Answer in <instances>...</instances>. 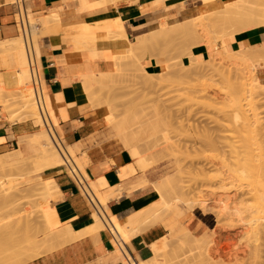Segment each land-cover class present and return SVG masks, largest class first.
Wrapping results in <instances>:
<instances>
[{
    "label": "bare ground",
    "instance_id": "obj_1",
    "mask_svg": "<svg viewBox=\"0 0 264 264\" xmlns=\"http://www.w3.org/2000/svg\"><path fill=\"white\" fill-rule=\"evenodd\" d=\"M122 1H124V0H94V1H81V2H82V4H84L87 7V9L89 11V9H92V10L95 9L96 10L97 8L98 9L99 8H105V7H108L109 5H112V6L116 5L117 6ZM124 3H126V2H124ZM213 3L217 4L218 6L213 5L212 0H201L200 7L198 9H199V12L202 14L203 18L206 20V23L204 25L205 30L207 31L209 29V28L206 29V27L212 26L213 28L210 27V29L219 30L217 32L218 35L220 32L219 36L215 35L216 39L213 40L214 42L211 39H208L207 41L203 40L201 34L197 33L194 30V28L192 27L193 26V24H192L193 19L190 18V19L185 20V21L177 22V23L170 25L168 27H161L157 30L150 32V33L135 37L134 43H127V49L128 50H125V55L126 56L131 55V57L133 56L134 57L133 59L135 61V57H138L142 51H143V53H145L144 50H147L151 53V51L149 50L150 48H158L157 46H159L160 43L166 42V41L170 42V39L173 38V40H174V38H176V35L180 34V33H182L184 35H188V37L192 40V42L195 46L202 45L206 48L207 54H208L207 57H209V58L205 60L206 63H204V61H202L203 62L202 66H201V67H203L202 70H200V68H199L198 70H200V71H197V69L195 71L194 70L193 71L195 73H197V72L203 73V71H204L203 69H205L204 68V66H205L208 71L212 70L210 72V73H212L211 78H213V76L216 74L217 77L219 76L220 79L223 80L225 85H222V84L221 85L225 86V88L227 89V90L225 89L226 91L225 90H223V91H225V93H226L225 95H226L229 102H227L228 110H225L226 107H224L225 108L224 110L226 112L224 111L225 113H223V111H222V114L224 116V120L222 118H221V120L224 121V123H227V124H225V125L223 124V125L228 127V129H229V127H233V128H230L231 129L230 131L234 132V133L231 132L232 135L236 134V136H237L239 133L242 135V136L241 135L237 136L238 138H240L239 140L235 135L234 136L231 135L229 137L230 139L228 138V140H232L235 137L237 138V140L235 138V140H234L235 142L233 140H232V142L231 141L229 142L228 140H227V142L225 141V143H228L227 144L228 146L227 145L225 146V143H224V147L226 148V149L225 148L224 149L226 150V152H229V153L232 152V154L234 155V156H232V154L230 155L229 153H228V155H226L225 152L223 153L225 155V161L227 159L230 160V156L232 159H234V162L232 161V164H230L231 162L228 160H227L228 162L227 161L223 162L224 158L220 159L221 164H223V165H221V164L220 165L223 167L224 166L227 167V169H225V167H224V173H225V170H227V174L225 173L226 178L224 177L226 179L225 181L229 180V182L231 184V185H229V182H228V184H226V185H229V188H228V186L225 185L226 187L224 186V189L226 191H227V189L230 190V187L234 186V184H236V183H237V185H236L237 187H239L238 185H240L239 188L242 187L241 189H243V186H241L242 182H244L249 188L251 187L248 190L249 193H250V191H251V193L253 192L252 194L250 193L251 195L249 193H248L249 195L247 193H246L247 194L246 195L245 194L246 189L244 188L245 189L244 194L246 195V197H245L246 200H245V198H244V200L246 201L245 202L246 204L251 203L250 205L253 206L252 202H249V201L250 200L254 201L253 199H255L256 206L253 207L255 209L252 208L253 210L250 212L253 213L252 215L255 214L253 216V218L257 215L256 218H258V219L261 218V221H262L261 223H263L264 222L263 221L264 220V116H262V112L264 113V109L262 111V108H264V83H262L260 81L262 78L259 77L260 80L258 78L257 68L264 66V0H217V2L213 0ZM213 6H215V7H213ZM124 16H122V17H124ZM21 24H22L23 36H17V37H14L12 39H7V40L5 39V40L0 42V67H2V66L5 67V66H9V65L12 67L11 71L7 70L8 72L0 73V106H2L4 109V112L2 111L1 115L4 114L5 116H9V114H10L9 112L12 113V109L10 110L8 108L10 106L11 107L15 106L14 108H16L17 112H19L17 119H19L20 121L25 122L28 120H33V122L36 125L45 124L47 127L45 126L46 130H44L40 133V137L34 136L33 143H31L32 146L34 147V152L29 154L28 156H24L22 154V152H20L18 150L15 151V153L13 155H10L9 153H4V154L0 155V170H4V169L11 170V169L20 168V166L22 167L24 165L25 159L27 160L30 158H34L35 159L34 161L38 165V168H40L44 171H46L48 169H52V168L62 167V166L63 167L67 166V167H69V170L75 171V169H77V166L73 162L72 157H71L72 156L71 154H73L74 152L71 149H67L66 147L64 148L60 144L58 137H56V135L54 134L55 131H52V127L50 126V123H49L48 118L46 116V111L44 109V105L42 104V100H41V95H40V90H39V82H38V78L36 75L37 71L35 70V74H34V72L32 70L33 57H32V47H31V43H30L31 39L36 34L38 29L43 28V29L47 30L48 34H55V33H59V32H75V33H80V34L90 33V34H95L98 37H104L105 36L106 38L108 37V39L109 38H111V39L112 38H117V39L121 38V40L123 42H126L125 41L126 40L125 39L126 38L125 30H124L123 25L121 23V20L119 18H116L114 20H106V21H103L100 23H95L92 25L91 24L77 23V24L69 26V24H63L62 23L61 14L58 11L57 12H50L44 16H38V17H32V18L26 17L24 15V13L21 12ZM213 30H211V31H213ZM249 30H258L262 34L261 35V41L258 44L253 45V46H247V47L241 46L239 49H235V50L227 49V45L225 43L226 38L233 37L236 34L243 33V32L249 31ZM215 32L216 31H214V33ZM217 33H215V34H217ZM217 39L220 42L218 44L216 43ZM66 40H67V37H66ZM209 40H211V41H209ZM173 43H174V41H173ZM212 44H214V45L212 46ZM147 56H148V54H147ZM119 57L121 58V56H119ZM210 57H211V59H210ZM127 58H129V57H127ZM118 60H119V58H118ZM119 64H121V63H119ZM240 67H242V68L245 67L247 69V72L245 71L246 69L243 70ZM239 69H242L243 72L245 71L246 73L241 74L242 71L241 70L239 71ZM207 70H205V71L207 72ZM181 71H182V69H181ZM231 71H233V73L235 71H237L238 73L235 72L233 74ZM178 72L180 73L179 69H178ZM188 72H189V70H188ZM195 73H193V74L190 73V75H194ZM208 73L209 72L205 73L206 76L204 74H201V73H199L200 75L199 74L198 75L199 76L204 75V76H202V78H203V77H207ZM210 73H209V75H210ZM197 74L194 76H197V79H198L199 76ZM243 74H245V75H243ZM107 75H109V74H103L102 76L105 77ZM99 77H96V80ZM156 77H158V76H156ZM199 78H201V77H199ZM211 81H214V80H211ZM102 82H103V80L100 78L98 83H102ZM180 82L181 81H179V83ZM95 83H96V81H95L93 75L92 76H84V80H83V84H84V88H85L84 92L86 90L88 92L90 90H93V88L95 87L94 86ZM149 83H151V85H152L153 81L151 80ZM221 83H222V81H221ZM152 86H154V85H152ZM9 88H10V91L8 90L9 92H7V89H9ZM191 88H192V90L196 89L195 87L194 88L191 87ZM200 89L201 88H199V90ZM217 91H219V90H217ZM142 92H144V91H142ZM193 92H197V90H195V91L193 90L190 93H193ZM204 93H206V92L204 91ZM204 93L201 92L200 94L203 95ZM217 93H219V92H217ZM220 94L222 95V93H220ZM145 95H143V93H142V96L145 97ZM212 96H214V95H212ZM212 96H211V98H213ZM192 97L196 98L195 95ZM192 97H190V99H192ZM200 97H204V95L200 96ZM138 98H141V97H138ZM207 99H209V97H207ZM204 100H206V98ZM209 100L207 102L206 101L205 102L208 103ZM215 100L216 99H214V101L213 100H210V101L213 103V102H215ZM192 101H193V99H192ZM194 101H195V99H194ZM199 101L200 100L195 101V102H199ZM201 102H202V99H201ZM199 104H200V102H199ZM201 104L203 105V102ZM225 104H226V102H225ZM93 105H95L96 107L98 106V104H96V103ZM206 106H207V104H206ZM208 106H209V104H208ZM212 106H214V105L212 104L209 107H212ZM181 107H183V106H181ZM215 108H217V107H215ZM166 109H168V108H166ZM104 110L106 112L105 119L108 121V123H112V121L114 122L115 118H118L117 117L118 114H115V112H117V110L114 112V109L112 106H110V103H108V102L105 103ZM165 110H163L164 114H165V112H168ZM259 110L262 112H259ZM191 112H193V111L191 110ZM148 114L149 113H146V112L141 113V116L139 118L136 117L135 115L130 116L129 121L132 122L131 125H129L128 122L126 121L128 119L122 118V119H120L121 120L120 123H117V127H116L117 131L120 130V133H122L121 138H123L122 141H123L124 146L126 147L128 152H130L136 158L135 164L143 172L147 169H150V167H152L151 165H153V164H151V162L150 163L148 162L149 159L147 158V156L143 155L144 152L142 154V152H141L142 150L139 147L141 144L144 145V146L141 145L143 147V149L145 148V150H147V151L153 150V147H151V146L153 145L152 142L155 140L154 144H155V142L157 144L155 146H161V147H159L160 148L159 150L162 152H163V150L170 148V145H171V143L169 144L168 139L166 137L163 138V141L157 142L156 139L151 141V139H149V138H147V136H145V134L148 131L147 126H152V120L150 118H147ZM167 114H165V115H167ZM177 115H175V116H177ZM10 116L7 119L10 120ZM167 116H169V114ZM175 119H177V118H175ZM210 119H211V117H210ZM227 125H231V126H227ZM48 126L50 128H48ZM145 127H146V129H145ZM198 127H199V125H198ZM201 130H203V129H201ZM235 130L238 131L237 132L238 134L235 133L236 132ZM205 131H207V130H205ZM225 131H224V133H225ZM228 135H230V134H228ZM40 138H41L42 142L40 144H38L39 143L38 140ZM236 141H238V142H236ZM150 143H152L151 146H150ZM230 143H232V144H230ZM219 144H221V143H219ZM180 147L181 146H179V149L182 148V147L181 148ZM227 147L230 148L231 152L227 151V149H229ZM171 148H173V147H171ZM174 148H177V147L175 146ZM239 149H241V150H239ZM74 151H75V149H74ZM165 151L167 152V150H165ZM184 151H185V149H184ZM166 152L164 154H166ZM167 154H169V153L167 152ZM161 156H164V155L161 154L159 156V158H161ZM227 156H228V158H226ZM155 159L157 160V157ZM156 160H154L153 163H155ZM160 161H162V160H160ZM156 162H158V160ZM198 169L201 170V168H198ZM163 182H165V181L163 180ZM163 182H161V183L163 184ZM143 183H146L145 179L141 180V182L139 183V186H140V184H143ZM153 183L158 184V182H156V181ZM159 183H160V181H159ZM162 184H159V185L162 186ZM165 184H167V183L165 182ZM153 186H155V185H153ZM167 186H168V184H167ZM167 186H165V187H167ZM179 186L180 187L175 186L174 189L171 188V190L168 189L169 191L166 195L162 194V189L163 188L165 189L164 184H163V188L156 186L157 190H155V192L156 191L158 192V194L156 193L157 194L156 196L157 197L161 196V197H159L160 201L157 204H154V202H152L151 204H149V206H147L144 209L142 208L141 210H139L137 212L133 211L134 213H131L130 215H128L123 224L119 223L116 220H110V219L106 218L105 214L103 213V211L101 209V206L105 202H107L111 198H114L118 194L116 191L119 189H117L115 191L116 193L112 192L109 194H103V196L100 197L99 199L96 198V200H95L96 211L93 212V214H92V224L81 232L75 233L72 230L71 226L68 224H67V226L59 227V222L57 221L58 225L49 226L48 224H46L45 227L41 231L39 230L41 236H38L39 231L32 232L28 225H26L25 227H22V229L24 228L23 230L21 229L22 231L19 229L21 227H18V225H17V229L19 230V232H17V230H15L16 228L11 229L9 237L6 239V242L0 245V264H24L26 262L32 261L33 259H35V258H37V257H39V256H41L47 252L49 253L53 250H56V249L60 248L62 245H66V243L73 241V240L79 238L80 236H83L84 234H91V233L94 234L103 228L108 229L111 232V234L113 235V238L118 237L119 239H121V241H122L121 243H125L131 237H133V236H135V235H137V234H139V233H141V232H143V231H145V230H147L153 226H156L157 223H159L163 220V218L165 217L164 213L168 212V210L172 209V207H174L176 201L177 202H178V200L180 201L179 196H181V194H183V193H181L179 190V189H181L182 186L181 185H179ZM236 186H234V187H236ZM171 187H173V186H171ZM176 187H178V189ZM234 187H232L231 189L233 190ZM244 187H246V186H244ZM248 187H246V188H248ZM176 189L178 190V192ZM235 190L237 191L239 189L236 188ZM3 191H5V189L0 188V194ZM119 191H121V190H119ZM236 191H234V192H236ZM239 192H240V190H239ZM239 192H237V194ZM178 193H180V195ZM224 193H225V191H224ZM244 194L239 193L238 197L242 198L243 196H245ZM119 195H120V193H119ZM235 195H236V193H235ZM235 195H234V197H235ZM241 195H243V196H241ZM252 195H253V198L250 197L251 199L250 198L248 199V197L252 196ZM231 196H232V194H231ZM227 197L231 199L233 196L230 197V195L228 194ZM227 197H225V200H224V221L228 220V223L230 221L231 224H233L230 227L236 226L237 223L234 224L236 221L233 223L232 220H237L236 219L237 217H238V220H240V221L243 220L245 222L246 217L244 218V216H242L244 214L243 208L246 207V211H247L248 209H250L249 208L250 205H248V209H247L246 204L242 205V203H244V200L242 199L243 202H239L240 200H238V197H237V199L234 198V200L235 199L238 200L237 202H235L236 200L234 201L231 199L232 201L230 200V203L229 202L226 203V200H228ZM190 200H192V199H190ZM247 200H249V201H247ZM244 205H246V206H244ZM187 206H188V204H187ZM194 207L200 208L201 211H204V212H206V210H207L206 205H200V204L196 203L194 200H192V202L189 203V209H191V211H192L194 209ZM166 209H168V210L166 211ZM174 210H175V207H174ZM204 212H202V213H204ZM246 213L249 214V211ZM162 214H163V216H162ZM179 214H177V216L180 217L181 214L180 215ZM240 215L244 219L241 218ZM247 216L249 217V215H247ZM250 218H252V217H250ZM262 218H263V220H262ZM246 221H247V219H246ZM248 221L246 223L251 222L250 219H248ZM255 221L256 220L254 218V222ZM258 221H260V220H258ZM241 222H239L238 224H240ZM244 222H242V223H244ZM225 224H224V226H225ZM256 224H257L256 227H254L256 229V232H254L255 235L253 238L255 241H258L260 243V245L262 244L264 246V223L262 225L260 224L261 226L258 225V222ZM249 226H251V225H249ZM252 227H253V225H252ZM257 227L259 228L258 230H257ZM225 228L227 229L228 227H225ZM253 229H249V232H252L251 230H253ZM186 231L187 232H185L184 234L190 233V231L188 229H186ZM123 233H124V236L126 237L125 240H123V238L121 236V234H123ZM252 235H253V233H252ZM249 236H251V235H249ZM165 240H166V237H163V238L159 239L158 241L151 244L150 247H151V250L153 251V256L150 259H148L144 262H141V263H136L126 253L127 260H124L123 263L124 264H162L158 259L159 256L161 258V257H164L163 254H165L166 256H168L170 254V251H166L170 247V246L168 247V245L170 243L168 244L167 243L168 241L166 242ZM246 240H248V239H246ZM176 242H177L178 246L181 247L186 243V240L181 238V237L179 239V237H178L176 239ZM253 244H257V242H255ZM166 247H168V248L166 249ZM121 248L124 250V248L122 246H121ZM195 248L198 251L191 258H179L180 256H178L175 253H174L175 255L174 254H170V255L176 256V258L178 256L179 259L178 258L177 259L180 260L181 263L183 260H185V262L187 264H211V262L214 260V256H216L215 252L218 251V249L215 251L216 248L212 249L211 247H205V248L195 247ZM261 248L262 247L256 248L254 250L255 252H253L254 257H256L257 259L258 258L260 259V257L262 258V256H263V255L261 256V254L264 252V250L262 251ZM263 249H264V247H263ZM165 251L169 254H167ZM248 252L249 251H247V253ZM234 255L235 254H233V256ZM226 256H228V254ZM226 256H225V258H226ZM233 256H231V258H233ZM229 257L230 256H228V258ZM254 257H252V258L254 259ZM172 258H174V257H172ZM176 258H175V260L177 261ZM235 258H234V261L237 259V258L236 259ZM252 258L250 259V261H252ZM263 258H264V256H263ZM170 260H171V262H175L174 259L170 258ZM260 260H262V259H260ZM180 261H177L178 264H181ZM228 261L231 262L232 260L230 261V259H229ZM171 262H170V264H171ZM229 262H227V263H229ZM212 263H214V262H212ZM245 263H248V262H245ZM253 263H254V261H253ZM253 263H251V264H253ZM258 263H259V261L256 264H258ZM163 264H165V263H163ZM174 264H176V263H174ZM232 264H233V261H232ZM235 264H237V263H235ZM240 264H242V263H240Z\"/></svg>",
    "mask_w": 264,
    "mask_h": 264
},
{
    "label": "crops",
    "instance_id": "obj_2",
    "mask_svg": "<svg viewBox=\"0 0 264 264\" xmlns=\"http://www.w3.org/2000/svg\"><path fill=\"white\" fill-rule=\"evenodd\" d=\"M81 1L94 0H0V42L22 33L21 12L26 17H35L58 11L62 23L69 26L121 20L126 42L90 33L59 32L42 35L30 43L41 100L52 131L64 148L74 152L71 154L73 162L81 161L79 172L96 198L121 190H117L118 194L101 209L106 218L123 224L128 215L158 199L152 186L157 180L156 174L146 172L149 169L143 174L127 149L120 148L113 140H106V112L103 107L91 105L84 92V76L114 74L118 67L117 57L128 50L127 43H134L137 36L192 18L201 0H128L117 6L89 9L90 12ZM261 35L258 30H249L226 38L225 43L227 49L235 50L258 44ZM192 54L199 60L207 58V50L202 45L194 46ZM140 63L150 72L157 66L151 56L144 57ZM257 75L264 83V66L257 68ZM4 116L0 108V155L12 149L25 156L34 152L32 144L26 142V138L35 133H32V126L27 121L10 122ZM39 177L46 181L49 203L59 227L68 224L77 233L92 224L96 207L85 198L69 167L48 169ZM143 179L146 183L139 186ZM202 212L195 208L183 220L191 230L202 232L200 235L213 229L216 223L213 214ZM163 224L174 236L181 233L171 221ZM111 235L106 228L84 234L24 264H124L126 253L134 262L141 263L153 256L150 246L166 236V229L156 224L122 243L124 250Z\"/></svg>",
    "mask_w": 264,
    "mask_h": 264
},
{
    "label": "rangeland",
    "instance_id": "obj_3",
    "mask_svg": "<svg viewBox=\"0 0 264 264\" xmlns=\"http://www.w3.org/2000/svg\"><path fill=\"white\" fill-rule=\"evenodd\" d=\"M127 1L128 0H124L122 2H127ZM214 1L217 2V0H214ZM212 4L215 6H218L217 4L213 3V0H212ZM215 6H213V7H215ZM47 14H45V15H47ZM40 16H44V15H40ZM35 17H38V16H35ZM28 18H32V17H28ZM192 19H193L192 20V24H193L192 27L194 28V30L197 33L201 34L203 40L207 41L208 39H211L213 41L214 39H216L215 35H217V36L220 35V32H219V35L217 33L219 30H217L215 28H214L215 30L210 29V27H212L210 25H209L210 27H206V29L207 28H209V29L207 31L205 30L204 25L206 23V20L203 18L202 14L199 12V9L196 10V12L194 13V16H192ZM211 30H213V31H211ZM214 31H216L215 33H217V34H215ZM45 34H48L47 30L40 28L37 30L36 34L33 36V38L31 40L36 39L37 37H40V36L45 35ZM19 36H23V31H22V33H20ZM211 40H209V41H211ZM173 41H174V43H173ZM216 43L217 44L220 43L218 39L216 40ZM213 45L214 44H212V46ZM194 46L195 45L193 44L192 40L188 37V35H184V34L180 33V34L176 35V38H174V40L172 38V39H170V42L166 41V42L160 43L159 46H157L158 48H150L149 50L151 51V53L147 50H144L145 53H143V51H142L138 57H135V61L133 59L134 57L133 56L131 57V55L126 56L124 54L125 56L121 55V58L118 56L117 57L118 67L116 69H114V71H113L114 74H109L105 77L102 76L103 74H99V75L94 76V79L96 81V83L94 85L95 87L93 88V90H90L89 92L86 90L85 92H86L90 102H92V105L96 103V104H98V106L104 108L105 103L108 102V103H110V106L113 107L114 112L117 110V112H115V114H118V116H117L118 118H115L114 122L112 121V123H108V121L106 120L107 121L106 122V131H108V136H107L108 139H106V140H113L117 143V145L120 148L126 149V147L124 146L123 141H122L123 138H121L122 133H120V130L117 131V128H116L117 123H120V121H121L120 119L125 118V119H128V120H126L128 122V124L131 125L132 122L129 121L130 116L135 115L136 117L139 118L141 116V113L146 112V113H149L147 115V118H150L152 120V126H147L148 131L146 130L147 133L145 134V136H147V138L151 139V141L156 139L157 142L163 141V138L166 137L168 139L169 144L171 143L170 148L171 147H173V148L165 149V150H167V152L169 154H167V152L165 150H163V152L160 151L159 147H161V146H155V145H157L156 142L154 144L155 140L152 142L155 147L153 145L151 146L152 143H150V146L153 147V150L147 151V150H145V148L143 149L142 146H144V145H142V144H141L142 146L141 145L139 146L140 149L142 150L141 151L142 154L144 152L143 155L147 156V158L149 159L148 162L149 163L151 162V164H153V165H151L152 167H150V169L147 170L146 172L149 171L151 173L156 174V178H157L156 182H158V184H155V183L152 184V186L155 185V186H153L154 190H157V187L163 188V184H164V187L167 186V184H168V186L165 187V189L164 188L162 189V194L166 195L169 191L168 189L171 190V188L174 189L175 186H178V187H180L179 185L182 186L181 189H179V190L184 195L181 194V196H179L180 201L179 200H178V202L176 201V203L174 205L175 210H174V207H172V209H170V210H168L169 208L166 209V211L168 210V212L164 213L165 217L163 218L164 222L171 221L174 225H177V229L181 230V233L178 236H174V234L172 232H169L167 230V228L163 224L164 222L157 223V225L162 226L164 229H166V236H165L166 240L165 241L166 242L168 241L167 242L168 244L170 243L168 245V247L169 246L170 247L169 248L166 247V249L168 248V250H166V251H170V254H174V253L177 254L178 256H180L179 258H191L198 251L195 247H202V248L211 247L212 249L216 248L215 251L218 249V251L215 252L216 256H214V260L212 261L215 264H224V263L225 264H232V261H233V264H235V263H237V264H240V263L251 264V263H253V261H254L253 264H256L258 261H259L258 264H262V263L264 264V262H263L264 261V258H263L264 252L263 253L261 252L262 253L261 256L262 255L263 256H262V258L260 257V259H262V260H260L259 258L257 259L253 255L254 254L253 252H255L254 250L256 248L262 247L261 248L262 251L264 250L263 249L264 246L262 244L260 245V243L258 241H255L253 238L255 235L254 232H256V229L254 228L257 225L256 223L258 222V225H260V224L262 225L264 222L261 223L262 222L261 218L260 219L256 218L257 215L254 217L256 220L254 222L253 216L255 214L252 215L253 213L250 212L253 209H255V208H253L254 206H256L255 199H253L254 201L247 200L249 202H252L253 206L250 205L251 203L250 204L248 202H247L248 204L245 203L246 202L245 197L249 193L248 190L251 187L249 188L244 182H242V183L240 182L241 186H243V189H241L242 187L239 188L240 185H238L239 187H237L236 186L237 183L234 184V186H236V187L232 186V187H234L233 190L231 189L232 187H230V190L226 188L227 191L224 189V186L226 184H228L229 180L225 181L226 180L225 179L226 178L225 173L227 174V170H225V173H224V167L225 166L224 167L221 166L223 164H221L220 159L224 158V160H223V162H224L225 161V155L223 153L225 152L226 155H228V153H229V152H226V150H225L226 148L224 147V143H225V141L227 142L228 138L232 135L231 134L232 131H230L231 130L230 128H233V127H229V129H228V127L224 126L227 123H224V121L221 120V118L224 120V116L222 114V111H223V113H225L226 112L225 110H228L227 102H229V101L225 95L226 94L225 91L227 89L225 88V86H222V85H225L223 80L220 79L219 76L217 77V75L215 73H214L215 74L214 76L212 75L213 78H211L212 73H210V72L212 70L208 71L205 66H204L205 69H203L204 70L203 73L202 72H199V73L204 74L206 76L205 73L209 72L210 75L208 73L207 77L202 78V76H204V75L199 76L200 74L198 72L197 73L199 75L194 72L196 69H197V71L202 70V68H203V67H201L203 64L202 61H204V63H206L205 60L209 58V57H207L205 60H199L196 57H194V55L192 54V48ZM147 54H148V56L154 57L156 64H157V66L153 69L152 72L146 71V69L140 63V61L144 57H146ZM127 57H129V58H127ZM118 58H119V60H118ZM210 59H211V57H210ZM119 63H121V64H119ZM199 68H200V70H198ZM240 68H242V67H240ZM178 69H179L180 73L178 72ZM181 69H182V71H181ZM242 69L244 70L246 68L243 67ZM242 69H239V71L240 70L242 71L241 74L247 72V69L245 70L246 72L245 71L243 72ZM7 70L11 71L12 67L10 65L5 66V67H3V66L0 67V73L8 72ZM32 70L35 74L34 67H32ZM188 70H189V72H188ZM205 70H207V72ZM233 71H231V72L233 73ZM235 72H237V71H235ZM190 73L191 74L195 73L194 75L197 74L201 78L198 77V79H197V76L190 75ZM243 75H245V74H243ZM156 76H158V77H156ZM96 77H99V78L96 80ZM100 78L103 80L102 83H98ZM151 80L153 81L152 85H154V86H152L151 83H149ZM211 80H214V81H211ZM179 81H181V82L179 83ZM221 81H222V83H221ZM191 87H193V88L195 87L196 89H193V90L194 91L197 90L198 93L197 92L190 93L191 91H193ZM199 88H201V89L199 90ZM202 89L206 93H204V91ZM8 90L10 91V88L7 89V92H9ZM217 90H219V91H217ZM223 90H225V91H223ZM142 91H144V92H142ZM200 91L202 93H204L203 94L204 97H200V96H203L200 94L201 93ZM217 92H219V93H217ZM142 93H143V95L146 94L145 97L142 96ZM220 93H222V95ZM188 95L190 97L195 95L196 98L192 97V99H193V101H192V99H190V97ZM212 95H214V96H212ZM211 96L214 99H216L215 102H213V103L210 101V100L214 101V99L211 98ZM138 97H141V98H138ZM207 97H209L210 100L207 99ZM205 98H206V100H204ZM194 99H195V101L200 100L199 101L200 104H199V102H195ZM201 99H202L204 106L201 104L202 103ZM208 100H209V102L206 103ZM204 102L207 104V106ZM225 102H226V104H225ZM208 104H209V106H211L213 104L218 109L215 108L214 106L209 107ZM93 106H95V105H93ZM181 106H183V107H181ZM14 107L10 106L8 108L10 110L12 109V113L9 112L10 113L9 116L11 115L10 120L9 119L8 120L10 122H19L20 120L17 119L19 112H17L16 108H14ZM224 107H226V109ZM0 108H2L1 112L2 111L4 112L3 107L0 106ZM166 108H168V109H166ZM190 109L193 112H191ZM263 109L264 108H262V111H263ZM163 110L168 111V112H165V114L168 113L169 116H167L168 114L165 115ZM262 111L259 110V112H262ZM175 115H177V116H175ZM9 116H6V118H9ZM262 116H264L263 112H262ZM210 117H211V119H210ZM175 118H177V119H175ZM20 122H22V121H20ZM27 122L32 126V130H33L32 133L35 132L33 135L28 136L26 138V142H28V144H31V143H33L34 136L40 137V133L42 131L46 130L47 126L45 124L36 125L33 122V120H28ZM198 125H199V127H198ZM107 126H108V128H107ZM227 126H231V125H227ZM112 127L113 128L115 127V128L113 129ZM48 128H50V127L48 126ZM200 128L203 130H201ZM145 129H146V127H145ZM205 130H207V131H205ZM224 131H225V133H224ZM235 131H236L235 133L238 132L237 130H235ZM232 133H234V132H232ZM228 134H230V135H228ZM234 135L236 136V134H233L232 136H234ZM238 135L240 136L241 134L239 133ZM235 138L232 140L234 141ZM237 138H236V140H237ZM239 139L240 138H238V140ZM232 140H228V141L232 142ZM38 142H39L38 144H40L42 142L41 138L38 140ZM236 142H238V141H236ZM219 143H221V144H219ZM227 144L228 143H225V146ZM230 144H232V143H230ZM178 145L181 146L182 148L180 147L181 149H179ZM175 146L177 148H174ZM227 148H229V147H227ZM184 149H185V151H184ZM239 150H241V149H239ZM164 151L166 152L167 155L164 154L165 153ZM227 151L231 152L230 148L227 149ZM14 153H15L14 149L9 151L10 155H13ZM161 154H163L164 156H161V158H159V156ZM229 154L231 155L232 152ZM130 155L135 161L136 158L131 153H130ZM26 156H28V155H26ZM232 156H234V155L232 154ZM156 157H157L158 162H156L157 161L155 159ZM226 158H228V156ZM34 160H35L34 158H30L27 160L25 159L24 165L22 167L20 166V168L11 169V170H6V169L0 170V188L5 189V191L1 192V194H0V245L6 242V239L9 237L11 229L16 228L15 230H17V232H19V230L17 229V225H18V227H21V228H19L20 230L22 229V227H25L26 225H28L32 232L39 231V230L41 231L45 227L46 224H48L49 226L58 225L57 220L54 217L53 208L51 207V205L49 203V195H48L46 187H45L46 181H43L39 177V174L44 172V170L38 168V165L35 163ZM154 160H156L155 163H153ZM160 160H162V161H160ZM228 161H230L231 162L230 164H232V161L234 162V159H232L230 156V160H228ZM75 164H76L77 168L82 167V163L80 160H76ZM137 168L139 169V167H137ZM198 168H201V170ZM225 169H227V167H225ZM146 172L142 171L143 174H145ZM35 175H38V177L36 179H33ZM163 180L167 184H165V182H163ZM159 181H160V183H159ZM161 182H163V184ZM159 184H162V186ZM229 185H231L230 182H229ZM229 185H226V186H228V188H229ZM171 186H173V187H171ZM244 186H246L248 188H246ZM178 187H176V188L178 189ZM236 188H238L240 190V192H239V190L236 191L235 190ZM244 188L246 189V192H245V194L247 193L246 195L244 194V190H245ZM224 191L226 194L224 193ZM234 191H236V192H234ZM177 192H178V190H177ZM237 192H239L240 194H244L245 196L241 195V196H243L242 198L238 197L239 193L237 194ZM235 193L237 196L235 195ZM250 193H251V191H250ZM157 194H158V192H157ZM178 194L180 195V193H178ZM228 194L230 195V197L233 196L231 198L232 200H234V198L237 199V197H238V200H240L239 202H243V200L245 198L244 203H242V205L246 204L247 209H248V205H250L249 208L251 209V210L248 209L246 211V207L243 208L244 214L242 213L243 214L242 216H244V218L246 217L245 222L243 220H241L242 222H244V223H242L240 220H238V217L237 218L235 217L237 220H232V222L234 223L236 221L234 224H236V223L237 224H236V226H233V227H230L231 225H233V224H231L230 221H229L230 224L228 223V220L224 221V200ZM231 194H232V196H231ZM234 195H235V197H234ZM159 197H161V196L157 197L158 200L154 201V204H157L160 201ZM250 197L253 198V195L249 196L248 199ZM190 199L194 200L196 203H198L200 205H206L207 206L206 212L213 214L214 217L216 218V223H214V226H215V224H216V226L215 227L213 226L212 227L213 229L207 231L203 235H200L202 232H195V231L191 230L186 225V223L183 221L184 218L187 216V214L191 213L196 208V207H194V209L192 211H191V209H189V203L192 202V200H190ZM227 199L229 201L226 200V203L227 202L230 203L231 199L228 197H227ZM238 200H236L235 202H237ZM187 204H188V206H187ZM246 205H244V206H246ZM248 211H249V214L246 213ZM179 213L181 214L180 217L177 216V214H179ZM247 215H249V217ZM162 216H163V214H162ZM242 216L240 215L241 218H243ZM250 217H252V218H250ZM246 219H247V221H248V219H250L251 224L246 223L247 222ZM258 220H260V221H258ZM262 220H263V218H262ZM239 222H241L242 224L241 223L238 224ZM224 224H225V226H224ZM248 224L251 226H249ZM252 225H253V227H252ZM185 226H187L188 229L191 231L189 234H184L185 232H187ZM225 227H228V228L226 229ZM249 229H253V230H251L252 232H249ZM258 229L259 228L257 227V230ZM40 231L38 232V236H41ZM252 233H253V235H252ZM248 234L251 236H249ZM121 236H122L123 240L126 239V237L124 236V233L121 234ZM178 237H179V239L181 237V238L186 240V243L181 247H179L177 242H176V239ZM114 239H115L116 244L121 248V246H122V243H120V242H122L121 239H119L118 237H115ZM246 239H248V240H246ZM255 242H257V244H253ZM114 247L116 248L115 244H114ZM247 251H249V252L247 253ZM225 252L228 254V256H230L229 258H228V256H226L227 254ZM167 254H169V253H167ZM170 254L168 256L163 254L164 257H161V258L159 256V258H158L159 261L162 264L163 263L170 264V262H171L170 258L174 259V260L176 258V256H173ZM233 254H235V255L233 256ZM224 255L226 256V258ZM178 256H177V258H178ZM231 256H233V258H231ZM172 257H174V258H172ZM252 257H254V259ZM234 258L236 259L235 261H234ZM251 258H252V261H250ZM178 259H177V261H180ZM227 259L228 260L230 259V261L231 260L232 261L229 262ZM177 261L175 260V262H171V264L172 263L178 264ZM183 261H182V263L180 261V263L181 264H184V263L187 264L185 262V260H183ZM226 261L229 263H227ZM212 262H211V264H214ZM245 262H248V263H245Z\"/></svg>",
    "mask_w": 264,
    "mask_h": 264
},
{
    "label": "built area",
    "instance_id": "obj_4",
    "mask_svg": "<svg viewBox=\"0 0 264 264\" xmlns=\"http://www.w3.org/2000/svg\"><path fill=\"white\" fill-rule=\"evenodd\" d=\"M20 20H21V15H20ZM22 25V24H21ZM32 66L36 69L35 65H34V61ZM38 78V75H37ZM39 82V79H38ZM40 87V86H39ZM75 169V168H74ZM71 171V170H70ZM71 175L74 178L75 182L80 186L85 198L88 200V202L90 204H92L95 207V200L96 197L94 194H92V192H90V190L88 189V187L86 186L84 179L82 178L80 172H79V168L75 169V171H71Z\"/></svg>",
    "mask_w": 264,
    "mask_h": 264
}]
</instances>
